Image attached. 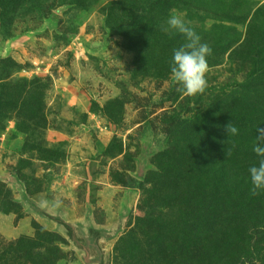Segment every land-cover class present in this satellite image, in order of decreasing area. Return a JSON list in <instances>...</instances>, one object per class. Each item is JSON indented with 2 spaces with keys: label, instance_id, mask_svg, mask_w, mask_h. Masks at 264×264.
<instances>
[{
  "label": "rangeland",
  "instance_id": "obj_1",
  "mask_svg": "<svg viewBox=\"0 0 264 264\" xmlns=\"http://www.w3.org/2000/svg\"><path fill=\"white\" fill-rule=\"evenodd\" d=\"M173 13L212 48L196 97ZM257 128L264 0H0V264H264Z\"/></svg>",
  "mask_w": 264,
  "mask_h": 264
},
{
  "label": "clouds",
  "instance_id": "obj_2",
  "mask_svg": "<svg viewBox=\"0 0 264 264\" xmlns=\"http://www.w3.org/2000/svg\"><path fill=\"white\" fill-rule=\"evenodd\" d=\"M167 27L163 30L180 34L184 43L173 49L170 61V77L173 83L181 86L185 96L196 97L204 94L208 87L206 75L209 71L208 57L212 55V48L202 42V38L183 19L182 14L173 13L166 20ZM252 151L259 157L258 163L249 167L251 181L250 193L253 196L264 192V128H257ZM226 132L231 136L238 134V129L229 123ZM227 155H231L229 149ZM62 206L59 199L49 201L41 199L37 207L42 211L58 210Z\"/></svg>",
  "mask_w": 264,
  "mask_h": 264
},
{
  "label": "trees",
  "instance_id": "obj_3",
  "mask_svg": "<svg viewBox=\"0 0 264 264\" xmlns=\"http://www.w3.org/2000/svg\"><path fill=\"white\" fill-rule=\"evenodd\" d=\"M159 233H160L161 239H156L153 236H150V238L154 239L156 242L161 244L162 248L160 247V253L164 254L166 252V247H167V238L164 234V230H160V232H158L156 234H159ZM155 252L157 253V250ZM122 254H124V253L122 252ZM141 261H143V259H141Z\"/></svg>",
  "mask_w": 264,
  "mask_h": 264
}]
</instances>
